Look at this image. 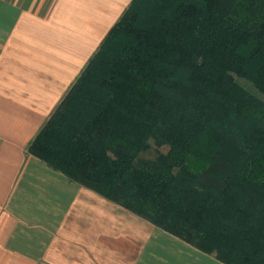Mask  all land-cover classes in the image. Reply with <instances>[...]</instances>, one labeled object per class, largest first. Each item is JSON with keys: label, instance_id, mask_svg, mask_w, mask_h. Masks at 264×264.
Wrapping results in <instances>:
<instances>
[{"label": "trees", "instance_id": "obj_1", "mask_svg": "<svg viewBox=\"0 0 264 264\" xmlns=\"http://www.w3.org/2000/svg\"><path fill=\"white\" fill-rule=\"evenodd\" d=\"M27 151L225 264H264V0H131Z\"/></svg>", "mask_w": 264, "mask_h": 264}, {"label": "crops", "instance_id": "obj_2", "mask_svg": "<svg viewBox=\"0 0 264 264\" xmlns=\"http://www.w3.org/2000/svg\"><path fill=\"white\" fill-rule=\"evenodd\" d=\"M131 0H0V264H225L27 151Z\"/></svg>", "mask_w": 264, "mask_h": 264}, {"label": "rangeland", "instance_id": "obj_3", "mask_svg": "<svg viewBox=\"0 0 264 264\" xmlns=\"http://www.w3.org/2000/svg\"><path fill=\"white\" fill-rule=\"evenodd\" d=\"M237 81L242 84L244 87H246L248 90L252 91L253 93L258 94L257 89L255 88V86L248 81L247 79L243 78V77H236Z\"/></svg>", "mask_w": 264, "mask_h": 264}]
</instances>
